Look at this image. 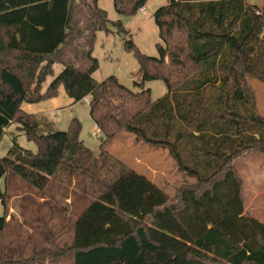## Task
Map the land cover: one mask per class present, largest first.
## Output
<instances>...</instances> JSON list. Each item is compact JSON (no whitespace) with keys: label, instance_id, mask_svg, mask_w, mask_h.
Segmentation results:
<instances>
[{"label":"trees","instance_id":"trees-1","mask_svg":"<svg viewBox=\"0 0 264 264\" xmlns=\"http://www.w3.org/2000/svg\"><path fill=\"white\" fill-rule=\"evenodd\" d=\"M99 1L0 0V141L16 123L38 144L33 154L14 143L0 158L6 180L15 175L45 191L52 178L72 174L94 160L80 140L78 120L67 132L46 133L48 122L21 109L23 103L57 97L63 86L75 102L91 96V117L103 134L101 157L127 132L168 150L178 170L195 181L178 187L173 197L165 195L135 220L120 209L122 200L116 194V186L130 175L125 171L103 186L102 193L114 200L115 212L129 223L125 233L91 243H51L28 257L22 248L5 242L7 207L1 196L5 215L0 216V264H264V223L245 213L243 181L234 165L242 156L264 155V117L248 88L250 79L264 84V5L168 0L154 13L158 57L142 54L132 41L125 43L139 63L134 91L114 76L101 83L93 78L99 66L93 57L97 33H111L110 25L123 30L122 23L110 21ZM113 1L118 14L133 16L148 0ZM57 65L62 70L55 75ZM49 77L54 80L47 85ZM150 81L166 86V94L156 101L146 87ZM176 125L189 128L190 139L201 143L198 150L210 159L202 169L179 149L183 134L172 139ZM18 156L33 159L34 165L19 162ZM167 213L187 237L178 247L150 234L149 226Z\"/></svg>","mask_w":264,"mask_h":264},{"label":"rangeland","instance_id":"rangeland-1","mask_svg":"<svg viewBox=\"0 0 264 264\" xmlns=\"http://www.w3.org/2000/svg\"><path fill=\"white\" fill-rule=\"evenodd\" d=\"M248 2L261 6L264 0ZM167 4L168 0H148L135 15L124 16L116 12L113 0L99 1V7L107 12L110 21L122 23L124 31L110 25L111 33H97L93 48V57L99 63L93 74L97 82L114 76L120 84L136 91L134 81L138 79L139 63L133 52L125 50V43L132 41L142 54L158 57L160 38L154 13ZM61 70L62 66L57 65L55 75ZM53 80L54 77H49L47 85ZM146 87L151 90L153 101L167 92L162 81H150ZM248 88L254 95L257 112L264 117V84L250 79ZM209 92H206L207 96H210ZM90 100L91 96H87L75 102L61 86L57 97L21 106L25 113L48 122L44 130L46 133L67 132L72 121L78 120L81 124L80 140L93 153L95 160H87L82 169L72 174L60 173L52 178L45 191L30 187L15 175L6 180L3 173L0 178V216L5 215L3 196L8 222L5 242L10 248H22L26 257L34 251L50 247L51 243L59 246L70 245L74 241L91 243L99 239H114L125 233L130 228L129 223L115 212L117 205L114 200L102 194L103 186L112 184L125 171L130 175L116 186V194L122 200L120 209L135 220L149 211L153 204L161 202L165 195L173 197L178 187L195 181L178 170L168 150L149 146L127 132L120 133L109 145L108 155L101 157L103 134L91 117ZM178 132L184 136L178 142L182 154L188 161L192 156L202 169L205 160L210 159L198 150L201 143L191 140L188 135L190 129L179 125L174 127L173 140H176ZM14 143L33 154L38 152L37 142L29 140L18 129V124L13 123L0 141V158L8 155ZM234 165L243 181L245 213L264 222V155L242 156ZM93 202L88 213L80 218ZM149 229L154 238L172 246L178 247L187 240L171 213L158 216V224L150 225Z\"/></svg>","mask_w":264,"mask_h":264},{"label":"water","instance_id":"water-1","mask_svg":"<svg viewBox=\"0 0 264 264\" xmlns=\"http://www.w3.org/2000/svg\"><path fill=\"white\" fill-rule=\"evenodd\" d=\"M70 157H71V154H70ZM17 160L25 165H30V166L34 165V160L26 156H18ZM3 173H4V169H3V166L0 164V176H2Z\"/></svg>","mask_w":264,"mask_h":264},{"label":"crops","instance_id":"crops-1","mask_svg":"<svg viewBox=\"0 0 264 264\" xmlns=\"http://www.w3.org/2000/svg\"><path fill=\"white\" fill-rule=\"evenodd\" d=\"M264 5V2H263V4L261 5V7ZM260 221V220H259ZM262 223H264L263 221H262Z\"/></svg>","mask_w":264,"mask_h":264},{"label":"built area","instance_id":"built-area-1","mask_svg":"<svg viewBox=\"0 0 264 264\" xmlns=\"http://www.w3.org/2000/svg\"><path fill=\"white\" fill-rule=\"evenodd\" d=\"M256 13L258 14V13H259V11L257 10V11H256Z\"/></svg>","mask_w":264,"mask_h":264}]
</instances>
